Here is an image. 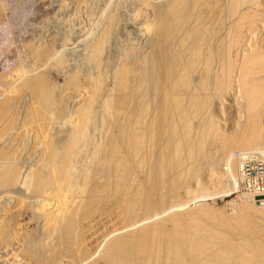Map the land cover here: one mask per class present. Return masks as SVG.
Returning a JSON list of instances; mask_svg holds the SVG:
<instances>
[{"label": "bare ground", "instance_id": "6f19581e", "mask_svg": "<svg viewBox=\"0 0 264 264\" xmlns=\"http://www.w3.org/2000/svg\"><path fill=\"white\" fill-rule=\"evenodd\" d=\"M154 2L142 0L138 4L150 18L148 21V17L138 13L150 23L143 24L138 14L134 22L142 35L145 44L142 46L148 51L144 55L145 50L140 49L144 57L139 61L135 56L140 55L137 52L142 46L134 48L137 52L131 48L119 67L114 93L105 100L102 111L100 142L98 139L97 145L93 143L95 147L92 145L93 150L88 152L91 163L88 160V170L83 175L79 173V182L75 179L74 162L79 157L78 144L86 138L83 133L94 103L91 91L81 88V82L90 83L89 78L81 75L82 72L70 80L67 78V91L57 103V119L65 120L61 118L66 117L65 112L72 105L76 106L72 114L76 118L69 119L71 123L68 122L65 133L57 131V120L48 121L51 92L46 74L38 75L29 84L33 103L18 126L20 135L14 139L18 146L13 140L15 144L4 147L15 123L9 117L10 99L0 105V144L4 145L0 147V196L6 194L17 199L12 194L24 195L26 212L31 210L36 218L39 213L42 216L54 213L56 218H52L58 223L52 226L58 246L53 244L56 247H52L53 259L67 255L72 264H85L96 252L93 249V253H86L89 250L82 247L87 239L84 240L86 235L81 236L82 225L92 228L94 236L100 233L93 230L94 222L99 223L109 215L112 217L106 220L115 217L118 227L113 228V222L111 230H102L98 238L101 245L95 244L103 264H264V188H258L256 195L255 191L254 195L250 194L254 205L241 204L240 212L236 216L234 213V217L203 203L188 210L181 209L184 203L180 208L174 203H179L182 195H188L189 187L193 189L196 185L195 189L204 198L203 194L212 190L211 187L227 185L245 167L242 157L264 147V38H261L264 0ZM104 37L89 52L88 61L93 65L98 61ZM46 48H39L36 53L42 63L53 56L52 47ZM61 63L59 58L57 65ZM226 99L240 103L244 115L230 132L219 126L217 111ZM68 104L72 105L66 108ZM61 137L63 143H59ZM27 140L33 141V153L38 157L29 161L37 159L34 171L29 169L33 171L29 173L30 179L25 182L26 178L21 181L19 165L27 160L26 157L20 160V146ZM23 150L25 154L27 151ZM225 159L229 165L227 174L219 171ZM262 176L264 172L257 178ZM200 177H205L204 185L209 179L207 182L212 186L197 184ZM196 179L198 182L190 186ZM4 201H1L3 205ZM17 201L23 206V198ZM16 207L17 212L11 214L7 207L9 221V216L15 219L14 213H20ZM7 223L0 227V239L4 240L11 232ZM5 225L9 226L8 230ZM257 228L261 231L257 232ZM46 229L50 235V227ZM94 231L99 233L93 234ZM87 232L90 234V229ZM93 236L89 235L96 238ZM48 243L50 247L52 243ZM46 244H32L30 252L40 254L47 250Z\"/></svg>", "mask_w": 264, "mask_h": 264}, {"label": "rangeland", "instance_id": "374dc122", "mask_svg": "<svg viewBox=\"0 0 264 264\" xmlns=\"http://www.w3.org/2000/svg\"><path fill=\"white\" fill-rule=\"evenodd\" d=\"M140 2H142V0H138V1L137 0L136 1L135 0L133 1L132 0H0V105L8 101V98L10 99L9 111H11L10 113L11 114L13 113V114L12 115L10 114L9 117L11 116L12 122L14 121L15 123L14 128H13L14 131L12 132V134L10 133L6 141L7 143L4 144V145L6 144L7 145L4 146L0 144L1 145L0 147L2 146L8 147V145L15 144L18 142V141L15 142V140L20 135L19 127L22 124V120H24L26 116V111L29 109V107L33 103V100H32L33 97L31 96L32 91H30L29 89L30 88L29 84H31V82L38 75H41V74H44V75L46 74L47 80L50 85L51 93H50V98H49L50 104L48 105L49 107L48 108V111H49L48 121L49 123H52V122L54 123L57 120L56 123L59 125V126L57 125V131L61 130V132L64 131L63 133L67 132L69 128L68 122L70 120L75 121L76 114L74 116L72 114H74L73 112L75 111L76 106H73L72 104H68L66 108L70 105L72 106L67 108L68 111L65 112L66 114L64 115L66 117L61 118L65 120H62V122L60 120L59 122L57 119L58 113H59L57 103L60 102L61 97H63L65 91H67L66 88L68 86L70 77L72 78L75 76V74H78V73L80 74L82 72L81 75L89 78L90 83H87L88 81L86 82L82 81L81 88L83 89L86 88L85 90L88 92L91 91L90 93H92L93 95L94 103H92V106L90 109L91 115L89 117H91V119L89 118L90 121L88 120L87 126L85 128L86 131H84L83 133L84 135L83 137H85L86 135V138H83V141L81 140L79 142L78 144L79 155L77 154V156L79 157L76 156L77 158L75 159V162H74V166H76L75 171H77V172L74 171L75 179H77V181L79 182L81 178L80 175L81 174L83 175L84 171L88 170L89 165L91 163L89 156H88V152H91L90 150H93L95 145H97V141L99 137H101L100 132H102L101 131L102 130V119H103L102 117L104 114V112L102 111H104L103 108H105L104 106V104L106 103L105 100H108L109 98H111V95H113L114 93L113 89H115L114 87L116 83L115 77H117L116 74H118V71L120 70L119 67H121L124 64V62L126 61L127 54L130 53L132 49L136 52L139 51L140 49L141 50L143 49V51L145 50L144 53L143 51L141 52V50L139 51L140 53L137 52L141 56L135 52L136 55H138V56H135V58L137 59L140 58L139 61L142 59V56L144 57V55H146L145 53L148 51V48H145L142 46V45L145 46V44H143L144 42L142 39V35L137 30L134 24V22L137 21L136 18L139 16V14H142V16L143 15L146 16V14L143 13L144 11L141 8V6H139L142 4ZM156 2L157 1L155 0L154 3ZM158 2L162 3L164 2V0H158ZM81 3H83V6ZM145 16L143 17L147 19L148 16L146 17ZM134 17H135V20H134ZM139 17L140 18H138V20L140 21L142 17L141 15ZM144 18H142L141 22L143 24H149L150 22L148 21H150V18L148 17L149 18L148 21L145 20ZM145 21H147L148 23H146ZM106 32L107 34H105ZM263 34L264 33H262L261 38H264ZM104 35L106 38L104 37ZM100 36L104 37L103 45H102L103 48L99 54L98 61L96 62V64L93 65L92 63H90V60L88 61V59L90 58L89 56L91 54V53L89 54V52H91L92 48L99 42L100 40L99 38H101ZM46 45L49 46V48L52 47L51 49L53 52L52 53L53 56H51L50 60L48 59L45 63H42L40 60L38 61V56L36 55V53L40 49H43V50L44 48L47 49ZM137 47H141V48H139V50H136L138 49ZM142 53L144 55H142ZM59 58L63 62L61 63L62 66L60 65L61 67L57 65V60H59ZM133 58H134V54H133ZM133 58L131 57V59ZM51 63L53 64V66ZM56 67H57V70L55 69ZM53 69L56 71H54ZM92 86H94V88ZM90 87L93 89L91 90ZM224 102L222 104L226 108L222 106L221 109L218 108L221 111L217 110L219 113L218 115H220L218 116L219 117L218 119L219 121H221L219 122V126L221 125L220 127L224 132H228V131L230 132L232 127L234 128L237 125L236 122L239 121L238 119L241 120L242 117L244 118V115H243V112H242L243 110L241 108L240 103L235 102V104H237L235 105L234 101L231 102V99L229 100L226 99ZM240 108H241V111H240ZM223 111L225 113H223ZM223 120H226V121H223ZM19 121H20V124H19ZM65 121L67 123H65ZM63 123L66 124V125L64 124L67 127L66 129H65V126L63 127L62 125ZM61 128H64V129H61ZM59 139H62V140H59V143L60 142L63 143L64 138L61 137ZM100 139L98 142H100ZM12 141L15 143H12ZM31 142L33 141L27 140L26 142L22 143L20 146V150L22 149V151H20L22 152L20 160H23L22 157L27 158V160L24 158L25 160L20 161V165H19L20 168L21 167L23 168V169L21 168L22 170L21 173L23 174L21 175L22 177L21 181H23V178H26L25 182L30 179L29 176H31L32 174H29V173L34 171L33 169L36 167L35 165L36 163L34 164V162L37 161V159L32 160L30 163L29 161L33 157L34 158L38 157L36 154L35 156L33 153V147H32L33 143L31 144ZM93 143L94 144L96 143V144L94 145ZM15 145L18 146V143ZM92 145H93V148H92ZM22 146H24V148H22ZM260 148L256 150L257 152L253 151L251 152V154H248L246 157H242L244 158L242 160V162L244 161L243 162L244 166L248 164V166L250 167L257 168L260 163L264 162V156H261V154L264 153V147H260ZM23 149L27 151L25 152L26 155L23 153L24 152ZM28 150L30 151V153H28L29 152ZM236 154L237 152L234 153V156H236ZM29 155H30V159H28ZM86 156L88 159H86ZM85 159L87 161H84ZM88 160L90 161V163ZM227 165H226V159H225V161H223L220 167L221 169L219 168V171L221 173L227 174L229 172L228 171L229 165L228 166ZM29 169L33 171L30 172ZM241 171L236 173L235 175L236 180L233 177L230 178V182L227 184L228 186L227 185L223 187L219 186L221 189L218 186L216 187L213 186L212 188L211 187L212 185H209L210 183H208L210 181L209 179H206V184L204 185L203 183L205 181L202 179H204L205 177L203 178L200 177L198 181L200 180L201 182L199 181V183H197L198 181L196 179V181H194L195 183L190 184V186H193V184H196V183L199 185L203 184L204 187H206V185L207 187L209 186V188L211 187L213 191L209 190L208 193L203 194L204 196L203 198L201 192L198 193L199 191L197 192V190L195 189V186H196L195 185L193 189L192 187H189L192 190L190 189L189 191L190 193L188 192V195L185 194L180 197L179 203L178 201H175L174 203H176L175 205L179 206L178 208H180V205L182 206L183 203L184 205L186 204L185 205L186 207L183 205L184 207L182 206L181 208L184 210H188L190 208L194 209L196 208V206L198 207L202 206V203H203V205H206L209 208H213L214 210L219 208L220 210L218 209V211L220 212L222 211V213L224 212V214L227 213L228 217H232L234 213L236 216V213L238 215V212H240L239 208L242 205L247 204L246 202H248V204L251 203L252 205H254L253 204L254 200L251 198L252 195H250V194H253L254 192L252 193L246 190L247 188L245 187L247 186H244V181H243L244 176L242 177ZM244 175L247 177L246 171H244ZM256 175H257V169L252 172L253 177H255ZM207 180L209 181L207 182ZM240 180H242L243 183ZM255 181H256V184H258L257 185L258 187L253 186L252 189H254L255 191L254 194L256 195L258 188L259 189L264 188V184L262 185V183L264 182V176H262L261 178H257ZM246 191L250 193L248 194ZM7 194L9 195L10 193H7ZM15 195L17 196L15 197ZM5 196L7 197L6 194H2V197L4 199H1L2 197L0 196V200L1 201L6 200V203L7 201L9 203V200L7 199H10V198L8 197L6 198ZM12 196H14L17 199H10V204L4 203L3 205V202L0 201V214L4 212V214L0 215V224H1L0 227L4 226V224H6L7 222H10L7 224H9V226L13 229L12 230L8 225H5V227L7 226V230L9 227V230H11V232L8 231L10 235L8 233V236L6 235L4 240L0 239V264H56V263L57 264H72L71 263L72 259L70 258V256H67V255H63V258L61 257V258L53 259L52 247H55L56 245L58 246V243L55 244L56 240L58 241L57 235L53 231V226L57 222V220H55L54 222L56 215L54 213L49 214L50 216L48 214H45L43 215L44 216L43 218L42 214L39 213L40 215L38 217H41V218L33 217L35 215H33V212L31 210H28V212H26L25 210L26 200H25L24 195H22L21 197V195L16 193V194H12ZM21 198H23V204H22L23 206H21L20 202L17 201L18 199L20 200ZM195 198L196 200L198 199L197 200L198 202L197 201L193 202ZM12 200L14 202L13 205H15V207L16 205H20V207H16L17 208L16 210H18L19 208L18 212L20 213H14V215H16L15 219L13 218L14 216L13 217L9 216V213L11 214L13 212H17V211H14L15 207H13V205L11 204ZM15 200L17 204H15ZM189 200L192 201L193 203L191 202V204H188L187 201ZM256 205L260 206L262 204L257 203ZM3 207H5L6 209L10 208V211L9 209L6 210ZM7 211H9L7 216H9V219H11L10 221L8 220V217H6ZM29 211H31L32 213ZM46 215L48 216V218ZM4 216L6 217L8 221L4 220L5 219ZM52 217H55V218H52ZM109 217H112V215H109ZM106 219L100 220L99 223L94 222L95 227L93 228V230L98 229V231L100 232L99 233L98 231H94L93 234H95L96 232L99 233V234L96 233L94 235L96 236V238L92 235V232H93L92 228H88L89 226L87 225H82L81 234L83 235L81 236L85 237L84 235H86L84 240L87 238L86 239L87 241L82 240L85 243L81 241L82 247L83 248L85 247L87 250H89L88 252L85 250L86 253H90V252L93 253V249H94V252L96 250L93 257L89 259L87 263L85 264H103L102 261L99 259V251L95 248V244L96 245L98 244L97 247L101 245L99 243L98 238L100 237V234H102V230H105V232H107L108 230H111L114 223L115 224L113 228L118 227V223H116V221L114 220L115 217L109 220H106ZM111 220L113 221L111 222ZM4 221H7V222H4ZM50 221H53L54 223ZM102 221L104 222V225ZM109 221L111 223H109ZM48 227H50L49 232H51L50 235L52 236V240H49L51 239V236L47 233L48 229L46 228ZM97 227H99L100 229ZM89 229H90L91 236H93L94 238L89 237L90 234L89 232H87L89 231ZM260 229L261 228H257V232L261 231ZM85 231L87 232V234ZM95 240H97L98 243ZM48 241L52 243L50 244L51 245L50 247L48 246L49 245ZM37 242L38 243L43 242V244L47 243L48 245L47 244L46 245L48 246V248L47 250H44V252L40 254L35 253L36 255H34L32 252H30L31 251L30 249H32L31 247H33V245L38 244ZM53 244L55 246H53ZM31 254L36 256L37 258L31 256ZM31 257H33L34 259ZM68 260L70 261V263H68L69 262Z\"/></svg>", "mask_w": 264, "mask_h": 264}, {"label": "built area", "instance_id": "2783aa9c", "mask_svg": "<svg viewBox=\"0 0 264 264\" xmlns=\"http://www.w3.org/2000/svg\"><path fill=\"white\" fill-rule=\"evenodd\" d=\"M246 169L247 171V177L244 175V178H243V181H244V186H247L245 188H247L250 192H254V189H252L253 186H257L256 184V179L258 177V174L260 173H263L264 172V162L260 163L259 166L257 168H253V167H250L248 166V164L245 165V167L242 169V173H243V170ZM257 169V175L255 177L252 176V172L254 170ZM255 183V184H254ZM264 183H262L263 185Z\"/></svg>", "mask_w": 264, "mask_h": 264}]
</instances>
